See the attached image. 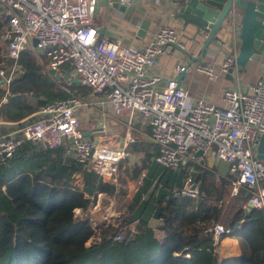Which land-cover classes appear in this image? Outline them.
Returning <instances> with one entry per match:
<instances>
[{"label": "built area", "instance_id": "built-area-1", "mask_svg": "<svg viewBox=\"0 0 264 264\" xmlns=\"http://www.w3.org/2000/svg\"><path fill=\"white\" fill-rule=\"evenodd\" d=\"M98 1L0 0V18L4 19L0 33V84L8 86L22 74L18 59L26 50L37 59H46L48 69L59 75L69 68L81 86L106 99L114 114L128 111L149 127L158 148L154 158L158 165L176 171L188 164L191 152L212 150L217 160L228 164L234 177L232 191H247L251 208L264 213V158L258 159L256 154L264 134V73L249 92L238 87L226 88L221 107L203 99H190L173 79L166 81L162 91H156L159 78L147 77L146 69L154 65L167 45L177 44L175 31L162 26L142 50L98 38L92 26ZM177 46L182 49V45ZM235 57L225 58L222 72L230 69ZM195 69L209 79L216 77L208 64L197 62ZM175 71L183 73L185 67L177 65ZM82 105L78 95L69 94L45 103L21 130L0 133V166L25 144L43 151L67 145L65 153L72 155L79 167L96 174L103 182L113 183L119 163L130 153L124 145H112L105 130L101 142L85 137L79 129ZM179 191L194 199L200 194L198 183L188 176ZM131 226L120 224L110 240L121 242L125 231L133 229ZM228 232L214 221L204 226L202 235L210 239L216 252L222 236Z\"/></svg>", "mask_w": 264, "mask_h": 264}, {"label": "trees", "instance_id": "trees-1", "mask_svg": "<svg viewBox=\"0 0 264 264\" xmlns=\"http://www.w3.org/2000/svg\"><path fill=\"white\" fill-rule=\"evenodd\" d=\"M3 23L4 19L0 18V33ZM18 61L22 74L9 83L8 102L0 107V116L6 121L18 122L49 101L77 92L86 95L90 91L53 79L45 69L46 61L38 63L28 50L20 54ZM22 147L33 148L29 144ZM19 150L0 166V264H264V213L254 208L243 209L248 199L245 192L238 191L232 196V183L222 182L220 186L211 172H204L198 198L181 195V186L172 192L164 184L154 203L150 199L139 201L152 182L144 178L130 204L127 220L107 223L95 231L86 216L91 203L86 195L112 196L116 193L115 186L84 170L83 191L75 189L72 172L79 170L78 164L70 163V172L59 163L56 167L50 165L51 154L57 150L58 156L62 155L59 148L38 150L45 155L43 160L49 162L47 167L50 165L52 171L46 173L47 183L36 174L15 173L11 167H16ZM163 171L169 170L163 168ZM195 204L205 207L207 213L201 216L199 212L185 210ZM77 209L86 217L77 220ZM151 212L160 222L159 239L153 238L147 225ZM214 217L229 230L222 239L228 236L238 239L240 255L219 258L210 246V239L203 237L204 226ZM122 223L132 224L133 229L125 231L121 242H112L110 237ZM93 236L98 239L86 246Z\"/></svg>", "mask_w": 264, "mask_h": 264}, {"label": "crops", "instance_id": "crops-1", "mask_svg": "<svg viewBox=\"0 0 264 264\" xmlns=\"http://www.w3.org/2000/svg\"><path fill=\"white\" fill-rule=\"evenodd\" d=\"M178 1L99 0L93 15L92 26L97 31L98 38H107L122 47H131L137 50H142L150 44L162 26H168L175 31L177 44L182 45V49L166 46L164 51L156 57L154 65L146 69L147 77L159 78L155 87L156 91H162L166 81L173 79L178 86L187 91L190 99H203L219 107L223 106L222 95L226 88L238 87L241 91L249 92L250 86L256 83L257 79L264 73V51L258 53L257 60L248 59L242 71H236V64L234 63L227 72H222L221 67L225 58L230 55L236 56L239 52L240 41L235 37L234 27H228L222 33H217V38L212 39L205 47L207 33L199 30L189 22L184 23L181 18L176 17L179 6ZM257 7L259 10H263L264 2L257 4ZM197 62L210 65L215 71L216 77L209 79L196 71L195 63ZM46 65H48L47 61ZM177 65L184 66L185 71L183 73L175 71ZM232 68L234 70H231ZM71 83L69 80V85ZM7 93L8 86L0 84V107L7 104ZM75 94L83 102L78 114L81 133L97 143L101 142L102 130H105L111 137L110 143L112 145H124L130 153L129 157L119 164L115 181L110 183V185L115 186V194L109 196L98 193L95 198L86 195L91 200L86 211V216L90 222H92L90 213L93 212V209L90 210L91 206L94 210L108 209L107 205L101 207L98 204L97 200L100 195L104 200L111 197L115 198V196H126L127 198L126 213L124 212L121 219H109V215H107L106 219L108 221L103 220L102 222L104 225L111 222H121L123 218L128 217L131 214V212H128L130 204L142 187L144 178H148L152 182L139 201L150 199L152 200L151 203L155 202V198L164 184H168L172 192H177L180 186L184 185L187 176L197 182L198 187H200L205 171L214 174L213 180L214 182H220V186H222V182L223 184L227 181L232 183L234 177L228 171V164L217 160L212 150L200 154L191 152L186 166L176 171L164 172L163 167L154 161L158 154V148L152 141L150 129L137 115H130L128 111L114 114L103 96H95L90 91L86 95H82L80 92ZM41 107L18 122L6 121L3 116H0V133L6 134L21 130L26 122L38 115ZM127 139L132 141L129 143ZM66 148L67 145L59 147V149H62V155L58 156L56 150L51 154V161L49 162H51L50 165L54 164L55 167L59 163L58 165L63 166L70 172V163L73 164L74 160L72 155L65 153ZM19 151L15 157L16 167H11L14 168L15 173L36 174L38 177H43L41 178L42 181L47 183L46 173H52V171L49 170L50 165L47 167L49 162L43 160L45 155L37 149L34 150V148L21 147ZM58 157L60 160H58ZM83 173L84 168L82 167L77 172H72V185L80 192L84 188ZM238 191L245 192V197H248L247 191L242 188ZM238 191L237 193H239ZM237 193L231 191L232 196H236ZM220 205L219 203L217 210ZM246 206L247 202L242 208L245 207L246 210ZM189 209L201 213V216L207 213L205 207L197 206V204L193 208L191 205L185 208V210ZM77 210V213L80 212L79 209ZM134 210H137V207ZM152 215V212L148 215L147 225L151 228L153 238L159 239L162 237V231L159 229L160 222ZM217 215L218 213L215 216ZM214 221L218 222L215 217L212 218L211 222ZM229 242H234V239L229 236L221 238L218 246L221 247V245H226ZM238 255H240L239 252L235 256Z\"/></svg>", "mask_w": 264, "mask_h": 264}, {"label": "water", "instance_id": "water-1", "mask_svg": "<svg viewBox=\"0 0 264 264\" xmlns=\"http://www.w3.org/2000/svg\"><path fill=\"white\" fill-rule=\"evenodd\" d=\"M260 2L264 0H242L241 3L240 0H179L176 17L207 33L205 47L212 39L217 38V33L233 26L235 37L240 41L239 52L234 60L235 69L239 72L248 59L257 60L258 53L264 51V9H258L257 4ZM33 44H36V40ZM167 47L179 48L176 44H169ZM47 73L57 81L70 80L74 85H80L69 68L63 69V75L57 74L54 69H48ZM256 154L258 159L263 160L264 134L259 139ZM251 207L250 202H247L246 210L249 211Z\"/></svg>", "mask_w": 264, "mask_h": 264}, {"label": "rangeland", "instance_id": "rangeland-1", "mask_svg": "<svg viewBox=\"0 0 264 264\" xmlns=\"http://www.w3.org/2000/svg\"><path fill=\"white\" fill-rule=\"evenodd\" d=\"M37 61H38V63L43 64L44 59L39 58V59H37ZM45 69L48 70L47 65H45ZM71 74H72V76H75L74 73L72 72V70H71ZM65 83H67V85L69 86V81H66ZM118 167H119V165H118ZM117 173H118V171H117ZM117 173H116V175H117ZM231 191H232V189H231ZM97 202H98V204L101 207L102 206L105 207V205H107L108 209L107 208L106 209L105 208H101V209H98V210H94L93 206L90 207V210L93 209V212L90 213V217L92 219L91 226H92L93 230H95V231H97L98 227H101V226L104 225L102 223L103 220L108 221V219H106L107 215H109L108 216L109 219L110 218L111 219L112 218L113 219L114 218L121 219V217L124 214V212L126 213V209H127V198H126V196H121V197L120 196H115V198L111 197L110 199L104 200V199L101 198V195H100V196H98ZM76 211H78V210H75V214H76L77 220L86 217L85 215H82L80 210H79L80 212H78V213ZM127 218L128 217H125L124 220H126ZM93 237H95V236H93ZM93 237L86 242V246H89L91 243L95 242V239ZM233 239H234V242H229L226 245L225 244L224 245L220 244L221 247L217 246V249L215 251H216L217 256L219 258H229V257L237 255L238 252L241 253V247L239 246L238 239L235 238V237H233Z\"/></svg>", "mask_w": 264, "mask_h": 264}]
</instances>
